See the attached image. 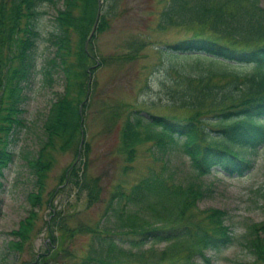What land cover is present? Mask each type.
Wrapping results in <instances>:
<instances>
[{"label": "trees", "instance_id": "16d2710c", "mask_svg": "<svg viewBox=\"0 0 264 264\" xmlns=\"http://www.w3.org/2000/svg\"><path fill=\"white\" fill-rule=\"evenodd\" d=\"M117 1L110 0L107 4L114 6ZM193 1L196 0H168L159 14L158 27L162 23L163 29L170 20L184 19L205 28V32L193 33L160 49L182 62L175 66L177 61H174L171 67L187 83L184 95L187 102L184 105L190 106L195 112L187 118H170L145 113L137 108H122L128 112L123 118L118 117L119 152L124 156L126 165H131L138 146L145 140L143 137L146 135L141 129L146 125L150 126L149 134L154 135L151 137L154 145L152 154L161 162L160 171L141 176L128 188L118 184L105 200L102 221L97 224L79 223L70 226L59 212V219L54 223L59 235L53 236L58 249L51 256L58 259L59 252L68 253L64 244L78 233L90 236L85 255L78 264L142 263L144 261L139 255L145 245L152 243H172L173 247L186 243L191 251V256L187 258L189 261L192 256L199 255L202 258L206 251L218 252L232 243L233 233L223 223L222 211L216 210L208 215L207 218L211 217L214 222L211 231L204 225H198L195 232L189 223L182 226H154L138 217H142L145 210L152 209L146 204L151 197L150 204L164 211L159 202L163 193H168L169 205L167 203L165 208L170 213L174 209L177 219H185L184 208L192 206L211 191L208 186L204 187L201 180L203 176L211 173H222L229 177L243 175L252 168L253 157L264 144V12L260 1L244 0L245 5L239 15L235 13V0H215L214 3ZM44 3L55 6L61 3L62 6L56 9L55 30L48 37V42L54 48L53 56L38 66L36 46L41 38L39 22ZM11 6L7 41L10 46L14 45L7 55L10 89L5 105L1 106L0 103V126L3 120L9 122L7 134L0 135V178L3 169L13 159V151L9 147L10 137L23 126V119L19 115L24 112L25 88L39 75L42 85L51 86L53 75L60 71L65 78L64 90L50 102L43 121V137L35 154L31 158L25 156L34 178L33 190L26 199L31 206L42 204L48 174L55 162L54 153L70 149L80 156V160L75 159L67 167L61 182L79 184L80 188L87 191L88 203L92 204L100 200V178H93L87 172L89 144H85L82 154H79L77 146L83 135L79 106H86L82 102L86 93L85 79L88 70L93 69L90 68L92 60L94 62L91 41L100 9L99 2L13 0ZM0 20V26L4 27L5 22ZM107 26L106 15H99L95 31L102 33ZM1 44L4 46V40ZM125 57L128 59V55ZM102 61L105 63V59L102 58ZM109 62L107 58L106 63ZM219 81L224 83L218 86L213 83ZM207 102L208 107L215 106L216 102L226 104L222 109H207L204 108ZM117 109H121L120 105ZM103 110L108 113V119L119 116L111 107ZM192 137H200V141L189 142ZM176 154L188 158L193 179L173 187L176 183L171 179H175L177 174L173 167ZM168 180L171 181L169 189L165 185ZM171 196L176 200V205ZM35 221L36 217H29L25 223L27 227L13 231L12 235L17 239L9 242L11 249L19 252L23 249V242L31 238L28 226ZM174 221L172 219L168 224ZM250 233L253 235V230ZM246 247L249 251L253 248L250 240L246 241ZM48 253L46 250L39 254L35 264H48ZM52 260L55 259H51L50 263ZM205 260L210 262L208 257ZM186 262L176 259L159 264Z\"/></svg>", "mask_w": 264, "mask_h": 264}, {"label": "rangeland", "instance_id": "374dc122", "mask_svg": "<svg viewBox=\"0 0 264 264\" xmlns=\"http://www.w3.org/2000/svg\"><path fill=\"white\" fill-rule=\"evenodd\" d=\"M167 1L118 0L114 6H109L110 0H98L100 15H106L108 26L102 33H93L91 42L94 62L92 60L90 68L93 69L88 70L85 79L86 93L82 103L85 102L86 106H79L83 135L79 138L77 148L79 154H82L85 144H89L87 172L93 178H100V200L89 204L87 191L80 188L79 184L61 182V176L67 167L75 159L80 160V156H76V153L69 149L54 153L55 162L48 174L42 204L31 206L28 203L26 197L33 190L34 178L25 156L31 158L35 154L43 137L45 114L50 102L63 92L65 78L59 71L53 75L52 85L44 86L39 75L25 88L24 112L19 115L23 119V126L10 137L9 147L13 151V159L3 169L0 178V264H35V258L46 250L49 251L48 264H78L80 258L85 255L90 239L89 235L83 233L69 238L68 243L64 244L69 250L68 253L59 252L58 259L50 255L58 249L57 242L53 239V236L59 235L58 228L54 225L59 219L58 213L61 212L70 226L79 223L97 224L102 221L105 200L118 184L128 188L141 176L150 175L155 171L159 173L161 162L152 154L154 145L151 137L154 135L149 134L150 126L146 125L141 129L146 135L143 137L145 140L138 146L131 165H126L124 156L119 152L118 117L123 118L127 114L128 111L122 109L124 107L170 118H187L195 112L190 106L184 105L187 102V99H184L187 83L183 82L182 76L171 67L174 61H177L175 66L181 65L182 62H178L179 58L175 60L169 57L160 49L193 33L205 32V28L184 19L170 20L163 29L162 23L158 27L159 14ZM259 1L264 12V0ZM12 2L13 0H0V19L5 22L4 27L0 26V43L3 40L5 43L4 46L0 45L1 106L5 105L10 89L7 55L14 44L10 46L7 41L10 35L7 28ZM243 5L244 0H235L237 15L242 11ZM61 6V3L56 6L44 3L41 6V38L36 46L38 66L53 56L54 48L48 42V37L55 30L54 17L56 9ZM118 57L123 58L117 60ZM107 58L110 59L109 63H106ZM213 83L218 86L224 82ZM225 104L216 102L215 106L208 107L207 102L204 108L222 109ZM119 105L120 110L117 109ZM109 107L119 116L108 119V113L103 109ZM8 123L6 120L1 122L0 135L7 134ZM195 141H200V137H192L189 142ZM253 159L252 168L241 176L229 177L222 173L203 176L201 180L204 187L208 186L211 191L207 196L195 201L192 206L184 208L186 218L183 220L175 217L174 209L170 213L168 208H165L167 203L169 205L168 193H163L159 202L164 211L150 204L151 197L146 202L152 208L148 209L151 212L145 210L142 217L138 216L142 221L153 223L154 226H182L189 223L196 232L198 225L213 230L214 222L211 217H207L213 211H222L223 223L227 224L233 233V241L228 247L218 252L206 251L202 258L199 255L192 256L188 261L191 251L188 250L189 246L186 247V243L178 247H173L172 243H152L144 246L139 255L144 262L138 264H159L176 259L188 261L187 264H264V144L257 149ZM173 164L177 171L175 179H171L176 183L173 187L193 179L187 157L176 154ZM169 182L171 181L168 180L165 184L168 189ZM171 200L175 201L176 205L173 196ZM29 217H36V221L28 226L31 238L23 242L20 252L14 251L9 247V242L17 239L12 233L21 227H27L28 224L25 223ZM172 219L175 221L168 224ZM252 230L253 235L250 233ZM249 240L253 246L250 251L246 247V241ZM206 257L210 262L205 260ZM51 259L55 260L50 263Z\"/></svg>", "mask_w": 264, "mask_h": 264}, {"label": "water", "instance_id": "95a60500", "mask_svg": "<svg viewBox=\"0 0 264 264\" xmlns=\"http://www.w3.org/2000/svg\"><path fill=\"white\" fill-rule=\"evenodd\" d=\"M99 15H100V10H98L97 18H96L95 23H94V26H93L92 34L94 33L95 28H96V26H97V22H98Z\"/></svg>", "mask_w": 264, "mask_h": 264}]
</instances>
